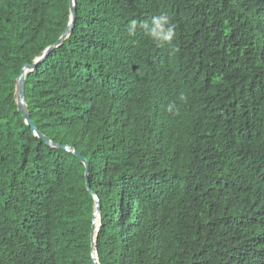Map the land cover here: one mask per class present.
<instances>
[{
    "label": "trees",
    "instance_id": "16d2710c",
    "mask_svg": "<svg viewBox=\"0 0 264 264\" xmlns=\"http://www.w3.org/2000/svg\"><path fill=\"white\" fill-rule=\"evenodd\" d=\"M76 2L25 98L92 190L16 96L71 0H0V264H264V0Z\"/></svg>",
    "mask_w": 264,
    "mask_h": 264
},
{
    "label": "water",
    "instance_id": "95a60500",
    "mask_svg": "<svg viewBox=\"0 0 264 264\" xmlns=\"http://www.w3.org/2000/svg\"><path fill=\"white\" fill-rule=\"evenodd\" d=\"M76 5H77L76 0H71V21H70L66 31L64 32V34L58 40V42L56 44L50 46L41 57L36 59V61L33 64H30V65L28 64V65L24 66V68L22 70V73H21V75L18 78L16 96H17V102H18V109L22 112L26 122L33 128V130H34L35 134H37V136H39L40 138L45 139L48 142V144L51 145V146L62 148V149H65V150H68L70 152L75 153L81 159V161L86 164L87 184H88L89 190H92L91 189V185H90V165H89L88 161L75 148L67 146V145L54 143L47 136L42 134L37 129V126H36L35 122L31 118L29 107H28V104L26 103V98H25V93H26V73L28 71H30V70L35 69L48 56V54H50L56 47L60 46V44H62L64 42V40L68 37V35L73 31L74 25H75V21H76V15H77ZM95 200H96V211H95L94 216L96 218L98 216V218L100 219L101 206H100L99 197L96 194H95ZM99 226H100V223L98 224V222L95 221L94 225H93V234H92L93 247L94 248L96 246L95 235H96V231H98V229H99ZM93 258H94L96 264H100L99 260H98L97 250H95V252L93 254Z\"/></svg>",
    "mask_w": 264,
    "mask_h": 264
},
{
    "label": "clouds",
    "instance_id": "9594fccd",
    "mask_svg": "<svg viewBox=\"0 0 264 264\" xmlns=\"http://www.w3.org/2000/svg\"><path fill=\"white\" fill-rule=\"evenodd\" d=\"M139 29L159 46L170 45L175 35V26L171 17L165 12L153 15L149 20L142 21L139 24ZM136 31L137 21L133 20L128 28L129 35H135ZM181 98L184 99L185 97L182 96ZM174 109L175 105L172 103L166 106V111L169 113H172ZM95 221L97 222V220Z\"/></svg>",
    "mask_w": 264,
    "mask_h": 264
},
{
    "label": "bare ground",
    "instance_id": "6f19581e",
    "mask_svg": "<svg viewBox=\"0 0 264 264\" xmlns=\"http://www.w3.org/2000/svg\"><path fill=\"white\" fill-rule=\"evenodd\" d=\"M97 222H99V218H98V216H97Z\"/></svg>",
    "mask_w": 264,
    "mask_h": 264
}]
</instances>
